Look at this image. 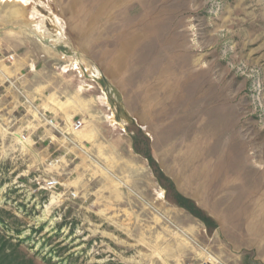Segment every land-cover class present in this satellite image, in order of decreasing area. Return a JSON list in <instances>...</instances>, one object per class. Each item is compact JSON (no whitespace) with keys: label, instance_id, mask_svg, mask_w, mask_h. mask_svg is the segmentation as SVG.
<instances>
[{"label":"rangeland","instance_id":"374dc122","mask_svg":"<svg viewBox=\"0 0 264 264\" xmlns=\"http://www.w3.org/2000/svg\"><path fill=\"white\" fill-rule=\"evenodd\" d=\"M90 1L0 0V264H260L218 200L264 168V0Z\"/></svg>","mask_w":264,"mask_h":264},{"label":"crops","instance_id":"0c3cea01","mask_svg":"<svg viewBox=\"0 0 264 264\" xmlns=\"http://www.w3.org/2000/svg\"><path fill=\"white\" fill-rule=\"evenodd\" d=\"M78 3H83V1H78ZM109 4L110 7L118 6V3L115 2ZM67 8L71 7L59 6V9L62 10L60 12L61 17L65 18L66 24L71 26L74 23V18L71 13L69 15L68 12H65ZM98 8L102 7L98 6ZM87 9H95L94 0L88 2ZM133 21L129 19L127 24H134ZM156 21L157 19L149 18L146 20V24L151 25ZM95 22L96 18L88 14L80 23L87 26L85 31L88 41L86 46L87 57L94 55V28L92 26L96 24ZM125 40L128 41H126V46L132 48L131 36H126ZM119 66L122 67L121 64ZM121 67L120 71H126ZM53 125L55 126V124ZM260 176V182L254 187H248L245 190L243 187H237L232 191L229 200L226 198L218 200V234L231 252L252 253L254 262L264 264V168ZM234 183H237L236 180H230L231 185Z\"/></svg>","mask_w":264,"mask_h":264},{"label":"built area","instance_id":"2783aa9c","mask_svg":"<svg viewBox=\"0 0 264 264\" xmlns=\"http://www.w3.org/2000/svg\"><path fill=\"white\" fill-rule=\"evenodd\" d=\"M51 123H53V120H50ZM83 125V122L81 120H79L77 123H75V128L76 129H80ZM58 185H60V181L58 178H51V179H48L46 182H45V187L48 188V189H55ZM187 264H192V263H187ZM199 264H210L209 262V257H208V260H205Z\"/></svg>","mask_w":264,"mask_h":264},{"label":"trees","instance_id":"16d2710c","mask_svg":"<svg viewBox=\"0 0 264 264\" xmlns=\"http://www.w3.org/2000/svg\"><path fill=\"white\" fill-rule=\"evenodd\" d=\"M138 142H139V141L137 140V137H135V138H134V144H135V143H138ZM135 145H136V146H135V151L138 152V153L143 154V152L139 150L140 148L137 147V144H135ZM151 159H152V157H151ZM202 213H205V212H202Z\"/></svg>","mask_w":264,"mask_h":264},{"label":"bare ground","instance_id":"6f19581e","mask_svg":"<svg viewBox=\"0 0 264 264\" xmlns=\"http://www.w3.org/2000/svg\"><path fill=\"white\" fill-rule=\"evenodd\" d=\"M209 262H210V264H217L218 261H217L215 256L210 255L209 256Z\"/></svg>","mask_w":264,"mask_h":264}]
</instances>
